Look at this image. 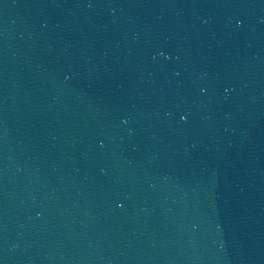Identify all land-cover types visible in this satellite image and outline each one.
<instances>
[{
	"label": "water",
	"instance_id": "95a60500",
	"mask_svg": "<svg viewBox=\"0 0 264 264\" xmlns=\"http://www.w3.org/2000/svg\"><path fill=\"white\" fill-rule=\"evenodd\" d=\"M0 264H264V0H0Z\"/></svg>",
	"mask_w": 264,
	"mask_h": 264
},
{
	"label": "snow or ice",
	"instance_id": "6c2138e0",
	"mask_svg": "<svg viewBox=\"0 0 264 264\" xmlns=\"http://www.w3.org/2000/svg\"><path fill=\"white\" fill-rule=\"evenodd\" d=\"M236 23H237V25H239V24H241L242 22H241L240 20H237ZM161 55H163V53H161ZM181 118L183 119L184 117H181ZM118 206H122V205H120V204L118 203Z\"/></svg>",
	"mask_w": 264,
	"mask_h": 264
},
{
	"label": "clouds",
	"instance_id": "9594fccd",
	"mask_svg": "<svg viewBox=\"0 0 264 264\" xmlns=\"http://www.w3.org/2000/svg\"><path fill=\"white\" fill-rule=\"evenodd\" d=\"M203 91V90H202Z\"/></svg>",
	"mask_w": 264,
	"mask_h": 264
}]
</instances>
